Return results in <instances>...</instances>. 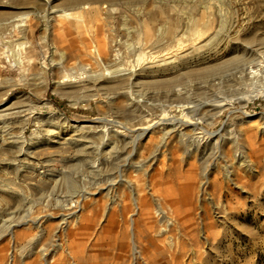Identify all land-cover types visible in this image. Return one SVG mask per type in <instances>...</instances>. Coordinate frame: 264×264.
Returning a JSON list of instances; mask_svg holds the SVG:
<instances>
[{
    "label": "bare ground",
    "instance_id": "bare-ground-1",
    "mask_svg": "<svg viewBox=\"0 0 264 264\" xmlns=\"http://www.w3.org/2000/svg\"><path fill=\"white\" fill-rule=\"evenodd\" d=\"M147 2L125 0L118 6L114 2L102 5L99 0H70L63 8L52 9L42 17V57L37 55L28 40L34 26L31 23L18 25L22 37L16 43L14 53L17 64H28L32 77L51 76L53 86L65 93L97 88L123 120L115 122L114 129L100 131L97 134L100 142L96 145L91 135L83 133L91 125L73 124L65 117L62 123H49L44 137L31 132L25 141L22 117H25L26 109L2 102L0 148L18 149L24 155L23 163L26 162L27 168L33 172L35 163L30 154L41 144H54L61 149L65 145L71 146L77 160L92 158L89 152L98 156L90 162L87 170L96 180L93 187L78 190L72 177L65 174L64 178L61 177L68 190L74 193L69 196V199L75 197L71 199V205L64 207L57 197L51 209V206L47 207L49 200L39 197L33 199V204L42 206L38 213L26 211L17 219L5 222L0 228V243L4 238L9 239L11 252L6 264H79L77 250L73 246L76 242L70 239L68 229L81 219L89 223L87 213L93 209L87 207L88 203L94 204L96 219L100 217L110 224L118 210L124 215L127 202H131L134 210L128 213L129 253L134 260L141 259L144 264L149 259L144 260L137 238L135 240V230H138L135 229L136 217L143 223L144 229H141L147 237L146 245L154 240L166 241V250L173 260L182 240L192 246L197 242L198 232H201V240L209 243L217 236L216 233L213 235L219 229L217 226L222 227L228 218L239 214L241 202L249 199L252 205L256 204L258 185L255 183L249 189L243 175L249 174L253 178L258 175V163L250 140L244 136L238 142V138H233L223 128L210 132L204 124L208 118L206 115L212 110L222 109L228 99L225 97L226 102L210 103L200 101V98L229 82L252 86L248 97H264V50H256L253 57H246L242 52L241 55L227 54L229 46L239 45L244 40L240 33L232 39L226 33L221 37L225 27L224 16L217 15L210 1L202 7V12L196 8L197 1H190L188 16L183 17L178 12L174 16L165 15L163 23L154 22L156 14L163 12L162 2L151 0L156 8L153 11L147 9ZM118 8L122 10L119 9L115 17L112 14ZM197 11L200 17L195 18L193 12ZM128 15L135 17V27L128 25ZM112 16L117 20L120 18L117 21L120 25L104 28L103 19L110 24ZM19 48L23 52L19 53ZM10 81L0 78V95ZM20 81L26 82L24 76ZM154 95H159L158 104L152 102ZM260 117L264 119V113ZM13 120L18 121L17 131L9 134ZM73 131L79 133L72 136L70 133ZM121 145L130 148L127 168L123 172L120 169L116 176H102L103 165L108 161L104 162L106 160L101 157L108 158ZM143 157L148 164L140 161ZM165 170L167 177H164ZM137 172H140V177L131 175ZM11 180L7 175L0 176V194L24 195L23 189L14 186L16 184ZM83 200L86 201L84 206ZM135 214L137 216L134 217ZM155 222L160 225H155ZM152 233L160 238L155 239ZM5 249L6 245L0 244V259ZM14 249L17 254H14ZM195 251L190 252L188 262L193 261Z\"/></svg>",
    "mask_w": 264,
    "mask_h": 264
},
{
    "label": "rangeland",
    "instance_id": "rangeland-1",
    "mask_svg": "<svg viewBox=\"0 0 264 264\" xmlns=\"http://www.w3.org/2000/svg\"><path fill=\"white\" fill-rule=\"evenodd\" d=\"M69 1L70 0H0V78L5 77L8 80H12L9 84H7L8 86L6 85L2 89L3 92L0 95V109L2 102L14 104L15 106L19 107L21 106L26 109L25 117H22V119L25 121V141L29 139L31 132H36L40 137H44L47 133L49 123H62L64 121L63 118L65 117L73 124L91 125L92 127L85 130L83 133L91 135L93 139L92 141L96 145L100 142V139L97 137V134L100 133V131L103 132L108 129H114L115 126L113 125L115 122L120 123L123 120L121 115L116 112L113 105L111 106L107 102V97L104 96L105 94H103L102 91L97 90V88L88 87L86 89L65 93L64 91H61L53 86L51 76L48 75L45 77V75H39V77H32L28 64H17L14 60L16 57H14L16 43L22 37L21 27L18 25L23 23L28 26L31 23L32 27L34 26V32L32 36H28L30 37L28 40L31 42L32 48L37 53V55L42 57L44 54L40 43V36L42 34V17L43 15L45 16L48 14L54 8L61 9L67 6ZM99 1L103 3L102 5H104V3L107 5L108 2H114L119 6V4L123 3L125 0ZM129 1L138 2L139 0ZM155 1H161V8H163V15L159 13L156 14L154 19L155 23H163L165 21V15L171 14L170 16H174L176 12H178L181 16L184 15L183 17L188 16V5L190 1H197L198 4L196 8L199 10V12H202V7L210 1L214 6L213 9H215L217 15H221L220 17L224 16L223 22L225 27H223L224 33H221V37H223V35L226 33L229 34L228 38L231 37L232 39L235 35L240 33L241 39L244 40V42L241 41L243 43H239V45L229 46V50L226 51L227 54L230 56L241 55L240 52H242V55H245L246 57H253L255 52L264 50V0H205L206 2H204V0ZM146 6L147 9L152 11L156 9L151 0H148ZM119 9L120 11L122 10L121 8H118L112 15L116 17L115 14H117ZM199 12H193L195 18L200 17ZM25 17L27 19H25V21L22 20V18ZM126 18H128L129 26L135 27L137 25L135 17L128 15ZM103 20L104 21L102 22L104 23H101L106 29L120 25L118 24L119 22H117L120 20V18L117 20V18L113 17L112 21L110 22L111 25L108 24V20ZM221 37L219 36V39ZM65 48L67 50V47ZM20 52H23L22 48H19V53ZM262 74V76H264V71ZM22 76H24L26 82L20 81ZM11 82H13V84ZM241 86L234 84L233 82H229L226 84V86L209 91L206 95H204L205 99L204 96L201 95V100H199L210 103H222L226 102L224 99H228L222 109H217L214 111L212 110L206 115L208 118H206V122H204V124H206V128L209 129L210 132H215L221 128L225 129L224 131H227L228 134H231L233 138H238V142H241L244 136L250 140L252 148L254 149V154L256 155L255 160L257 159L256 161L258 163V175L257 178H253L249 174L247 175L245 173L243 175L247 179L246 186L249 189L252 188L255 183L258 185V199L256 204L252 205V202L249 199L241 202L239 204L241 207L239 209V216L236 215L228 218V221H226L222 227L221 225L217 226L219 229H216L213 233V235L216 233L215 235L217 236H215V239H211L209 243H205L203 240H201V232H198V236L196 237L197 242L192 246L188 245L185 240V243L182 240L179 250L176 252L173 260L170 259L171 257L169 251L166 250V241L154 240L152 241V244H148L149 246L146 245L147 237L144 234L145 232H143L141 229H144L143 223L141 219L136 217L135 229L138 230H135V240L137 238L136 242H138L137 244L144 260L147 261L149 259L147 264H179L180 262L187 264L188 259H190L189 256L192 254L190 252L193 250L196 251L193 255V261L190 260V262H188L189 264H264V119L260 117V114L264 113V97H248L247 94L249 95L252 86ZM153 99V103H159V95H154ZM195 100H198V98ZM48 102L52 105V107L49 106ZM17 122L18 121L15 120L12 121L11 125L9 126V134L15 133L17 131ZM77 132L78 131H73L70 133V135L73 134L72 136H74V134L79 133ZM41 145L33 149L30 154L32 161L35 163L34 172L33 170L27 168L26 162L23 163L25 160L24 155L19 153L18 149H12L11 147L7 148L8 146L0 148V176L4 177L7 175L10 179H12L11 181L16 184L14 186H20L24 191V195L22 196L8 194V197L7 195L3 196L0 194V228L4 227L6 221L8 222L10 220H15L26 211L28 212L31 210L32 214L38 213L40 207L42 208V206L33 204V199H37L39 197L43 198L44 200L48 199L49 206L47 207L49 208L51 206V209H53V206H55V199L57 197L58 200L60 197L64 207H67L68 204L71 205V199H75V197H71L69 199V196L74 195V193L68 190L66 182L62 179L64 178V174L68 175L70 178L72 177L71 180L73 181V184L76 182L75 185L77 186L78 190L85 188L89 189L93 187V183L95 184L96 182L94 178L90 177L89 171L87 172L88 166H91V163L94 162L98 157L96 154L94 155V152H89V156L92 158L87 157V160H77V154L74 151V148L71 146L65 145L63 146L64 149H61L54 144ZM22 146H24V142ZM129 150L130 148L128 146L124 147L121 145V147L118 148V151L114 150L108 158L102 156L101 159L106 160L104 162L107 163L108 161L107 164L104 163L103 165V171L101 173H104L102 176H116L118 172H123L127 168L126 163L129 159ZM140 161L148 164L146 157H143L140 159ZM120 166L122 167L120 168ZM109 167L110 169H108ZM71 169H75L76 171H72ZM166 174L167 173L165 170L164 177L168 176ZM131 175L134 177L141 176L140 172H137V174L132 173ZM27 176L31 178H28ZM62 194L66 195L63 196ZM61 197H63L64 200ZM85 202L86 201L84 200L81 201L83 206ZM127 203L129 209H126L124 215H121L120 210H118L120 213L118 212L115 215L112 223L110 224L106 223V220H103L102 218V220L99 219L100 217H97L96 219V212L93 207V203L92 205L88 203L90 206L86 204L87 207L93 209L90 213H87L88 217L90 216L89 223L83 222L81 219L82 222L79 220L76 225L73 224L71 225L72 228L70 226L68 229V231L70 230L69 233H71L72 237L70 239H73L74 243L76 242L73 244V246L75 251L77 250L76 257L79 261V264H144L141 259H139L140 261L134 260L131 253H129V245H131V243L128 236L129 231H127L128 213L132 212L134 209L131 202L128 201ZM73 208L75 209V207H72V209ZM80 214L82 213L80 212ZM92 215L94 217H92ZM120 216L121 218L123 217V221L120 219ZM135 216L137 215L135 214L134 217ZM97 223L99 224V227ZM87 224H89V226H87ZM156 224L160 225L159 222H155V225ZM96 229L98 230L96 231ZM152 234L155 239H157V237L160 238L159 236L155 235L156 233ZM75 235L77 238L74 237ZM101 236L102 238H100ZM74 238H76V240ZM70 242L71 240H68V243ZM0 244L6 245V249L4 250L5 254L3 256L4 260L1 258L0 264H6L8 253L11 252L9 239L4 238ZM155 247H158V249ZM15 249L14 254H17V250L15 251Z\"/></svg>",
    "mask_w": 264,
    "mask_h": 264
}]
</instances>
